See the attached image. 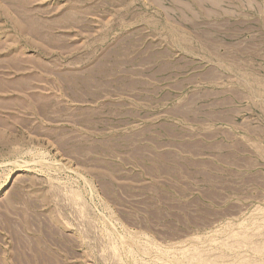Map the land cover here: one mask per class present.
Listing matches in <instances>:
<instances>
[{
  "label": "rangeland",
  "instance_id": "374dc122",
  "mask_svg": "<svg viewBox=\"0 0 264 264\" xmlns=\"http://www.w3.org/2000/svg\"><path fill=\"white\" fill-rule=\"evenodd\" d=\"M0 264H264V0H0Z\"/></svg>",
  "mask_w": 264,
  "mask_h": 264
}]
</instances>
